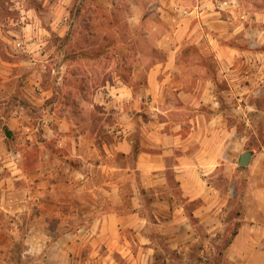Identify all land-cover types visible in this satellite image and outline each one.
<instances>
[{"label": "crops", "instance_id": "crops-1", "mask_svg": "<svg viewBox=\"0 0 264 264\" xmlns=\"http://www.w3.org/2000/svg\"><path fill=\"white\" fill-rule=\"evenodd\" d=\"M181 2L157 8L174 44L144 93L120 82L110 142L64 121L34 164L0 130V264L19 247L44 264H195L200 231L264 264V0Z\"/></svg>", "mask_w": 264, "mask_h": 264}, {"label": "rangeland", "instance_id": "rangeland-1", "mask_svg": "<svg viewBox=\"0 0 264 264\" xmlns=\"http://www.w3.org/2000/svg\"><path fill=\"white\" fill-rule=\"evenodd\" d=\"M171 1L0 0V115L17 113L11 123L0 120V130L13 133L11 147L22 155L34 152L29 162L36 164L42 143L53 151L57 145V137L46 142L43 136L64 121L85 136L83 145L110 142L108 129H120L114 102L120 82L144 93L148 70L174 44L157 10ZM231 234L209 239L200 231L190 257L195 264H240L222 258ZM22 252L19 247L13 264L47 259Z\"/></svg>", "mask_w": 264, "mask_h": 264}, {"label": "water", "instance_id": "water-1", "mask_svg": "<svg viewBox=\"0 0 264 264\" xmlns=\"http://www.w3.org/2000/svg\"><path fill=\"white\" fill-rule=\"evenodd\" d=\"M251 160V153L245 152L241 157L239 161L240 167H247Z\"/></svg>", "mask_w": 264, "mask_h": 264}, {"label": "trees", "instance_id": "trees-1", "mask_svg": "<svg viewBox=\"0 0 264 264\" xmlns=\"http://www.w3.org/2000/svg\"><path fill=\"white\" fill-rule=\"evenodd\" d=\"M4 134H5V136L7 137V138H12V136H13V133L11 132V131H9V129H5L4 130ZM231 240V239H230ZM230 240L228 241V244L230 243ZM228 244H227V246H228Z\"/></svg>", "mask_w": 264, "mask_h": 264}]
</instances>
